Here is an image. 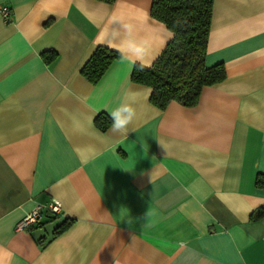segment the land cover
<instances>
[{
    "label": "crops",
    "instance_id": "crops-1",
    "mask_svg": "<svg viewBox=\"0 0 264 264\" xmlns=\"http://www.w3.org/2000/svg\"><path fill=\"white\" fill-rule=\"evenodd\" d=\"M150 6L0 0V264H264V0L212 1L204 63L225 78L165 109L130 79L172 36ZM98 45L120 56L91 83ZM132 99L137 118L113 133ZM51 199L60 214L18 227Z\"/></svg>",
    "mask_w": 264,
    "mask_h": 264
},
{
    "label": "trees",
    "instance_id": "trees-1",
    "mask_svg": "<svg viewBox=\"0 0 264 264\" xmlns=\"http://www.w3.org/2000/svg\"><path fill=\"white\" fill-rule=\"evenodd\" d=\"M212 1L151 0L150 15L162 22L172 36L150 67L139 64L133 66L130 79L150 88L149 100L159 109H165L171 101L193 107L198 103L203 86L219 83L225 78L221 63L210 67H206L204 63ZM41 56L46 63H50L56 53L46 50ZM119 56V52L98 45L83 63L80 72L89 82L96 83ZM95 123L100 129H105L110 124V119L100 113L96 116ZM255 183L258 187H264V176L257 175ZM263 214L264 206L256 210L253 218L257 219ZM72 222L69 218L62 220L54 228L53 236L61 233Z\"/></svg>",
    "mask_w": 264,
    "mask_h": 264
},
{
    "label": "clouds",
    "instance_id": "clouds-1",
    "mask_svg": "<svg viewBox=\"0 0 264 264\" xmlns=\"http://www.w3.org/2000/svg\"><path fill=\"white\" fill-rule=\"evenodd\" d=\"M136 101L134 99L128 102H121L114 107L110 113V119L112 121V132L121 135H126L129 131V126L137 118V111L134 107Z\"/></svg>",
    "mask_w": 264,
    "mask_h": 264
},
{
    "label": "built area",
    "instance_id": "built-area-1",
    "mask_svg": "<svg viewBox=\"0 0 264 264\" xmlns=\"http://www.w3.org/2000/svg\"><path fill=\"white\" fill-rule=\"evenodd\" d=\"M0 14L5 21L10 19V12L7 7L0 9ZM61 213V204L56 199H51L47 204H37L26 216L19 222V228H25L30 224L36 223L45 214L58 215Z\"/></svg>",
    "mask_w": 264,
    "mask_h": 264
}]
</instances>
